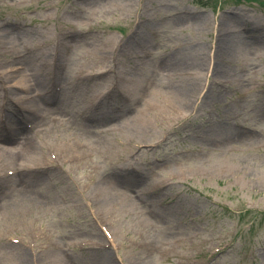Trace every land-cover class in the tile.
Here are the masks:
<instances>
[{
	"label": "rangeland",
	"instance_id": "obj_1",
	"mask_svg": "<svg viewBox=\"0 0 264 264\" xmlns=\"http://www.w3.org/2000/svg\"><path fill=\"white\" fill-rule=\"evenodd\" d=\"M12 135L0 264H264V0H0Z\"/></svg>",
	"mask_w": 264,
	"mask_h": 264
},
{
	"label": "bare ground",
	"instance_id": "obj_2",
	"mask_svg": "<svg viewBox=\"0 0 264 264\" xmlns=\"http://www.w3.org/2000/svg\"><path fill=\"white\" fill-rule=\"evenodd\" d=\"M217 57H218L217 60L221 59V55H220L219 51H218ZM221 65L222 64H220L219 67H221ZM164 66H165V63H164ZM216 68H217V65H216ZM15 76L16 77H19L18 81L15 83V85H16L15 87H19L20 88V86H21V89H22V87L29 86L30 85V79L29 78L23 77L20 74L18 75V73L16 75H14V77ZM188 87H186V88H188ZM186 88H185V90H186ZM11 95H12V97H11ZM11 95H10V98L12 100V103L14 101V103H17L18 104L17 105L18 108H16V110H18V112H21V109H26V107H27V105L29 103V98H27L26 95H24L22 93H16V94H13L12 93ZM13 95H16V96H13ZM19 101L22 102V105L20 103H18ZM91 102L92 101H90V102L87 103V101H84V104H83L84 109L87 110L89 113H92L94 111V106L92 104H90ZM52 118L54 120H56V121L57 120L59 121V120L62 119V116L61 115H58V114H53L52 115ZM16 121H18V120L16 119ZM48 130L51 131V129H49V128H48ZM25 137H27V135ZM13 138H14L13 135L12 136H8V137L6 136V137H3V139H1L0 141L3 142V143H8ZM22 145H23V151H22V154H21V158L23 159V161L24 160H27L29 158V156H32V155H35V154H40V153H38V150H37L38 148L36 149V145L31 144V142L29 140H26V141L24 140L22 142ZM23 193L25 194V192H23ZM19 256H20L21 259H25L26 258V256H25L24 253H20Z\"/></svg>",
	"mask_w": 264,
	"mask_h": 264
}]
</instances>
